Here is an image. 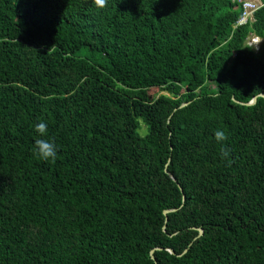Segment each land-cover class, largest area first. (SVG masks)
Instances as JSON below:
<instances>
[{
  "label": "trees",
  "instance_id": "trees-1",
  "mask_svg": "<svg viewBox=\"0 0 264 264\" xmlns=\"http://www.w3.org/2000/svg\"><path fill=\"white\" fill-rule=\"evenodd\" d=\"M257 3L0 0V264H264Z\"/></svg>",
  "mask_w": 264,
  "mask_h": 264
},
{
  "label": "clouds",
  "instance_id": "clouds-1",
  "mask_svg": "<svg viewBox=\"0 0 264 264\" xmlns=\"http://www.w3.org/2000/svg\"><path fill=\"white\" fill-rule=\"evenodd\" d=\"M94 4L97 8L103 9L108 6V0H93ZM260 41H256L250 46H246L252 48L254 45H258ZM36 132L40 133L41 136L47 133V124L45 122H39L35 126ZM215 138L217 142L226 141L228 139L226 133L223 130H217L215 133ZM35 153L45 161L55 160L57 157V148L55 142L49 139H36L35 140ZM228 148H222L221 155L222 157H227L229 155Z\"/></svg>",
  "mask_w": 264,
  "mask_h": 264
},
{
  "label": "rangeland",
  "instance_id": "rangeland-1",
  "mask_svg": "<svg viewBox=\"0 0 264 264\" xmlns=\"http://www.w3.org/2000/svg\"><path fill=\"white\" fill-rule=\"evenodd\" d=\"M254 1H256V0H254ZM256 41H260L258 43V45H254L255 50L258 51V50H260L263 47L264 39H260V38H250L249 39V43H251V44H253ZM211 85H212L213 88H210L209 91H215L216 88L214 87V85L212 83H211ZM160 95H168L169 97H171L168 91H165V90H162V89L155 88V89L149 90V92H148V96L150 98H152V99L157 98ZM138 121H139V124H140L138 132H139L140 135L144 136V135L147 134L148 126H147L146 122L141 117L138 118Z\"/></svg>",
  "mask_w": 264,
  "mask_h": 264
},
{
  "label": "built area",
  "instance_id": "built-area-1",
  "mask_svg": "<svg viewBox=\"0 0 264 264\" xmlns=\"http://www.w3.org/2000/svg\"><path fill=\"white\" fill-rule=\"evenodd\" d=\"M242 2L243 11L241 18L237 22V25H242L251 21L253 18V12L259 7V4L254 0H238Z\"/></svg>",
  "mask_w": 264,
  "mask_h": 264
},
{
  "label": "water",
  "instance_id": "water-1",
  "mask_svg": "<svg viewBox=\"0 0 264 264\" xmlns=\"http://www.w3.org/2000/svg\"><path fill=\"white\" fill-rule=\"evenodd\" d=\"M258 97H262V98H264V93H260V94H258L257 96H254L249 102H247V103H241V104H245V105H253V104H255L256 103V101H257V98ZM187 103H182L180 106L182 107V106H185ZM165 173L172 179V180H174L175 181V178H174V176H173V174L172 173H170L169 171H168V169H167V166L165 167ZM170 210H164V214L166 215L168 212H169ZM197 230L199 231V233L200 234H202V232H203V229L202 228H197ZM157 249H160V248H156V250ZM168 251L170 252V253H174V251L172 250V249H168ZM154 250H152L151 252H150V257L155 261V257H154Z\"/></svg>",
  "mask_w": 264,
  "mask_h": 264
}]
</instances>
